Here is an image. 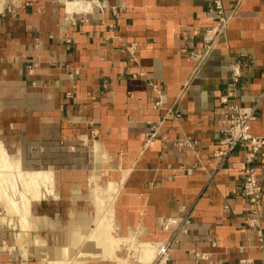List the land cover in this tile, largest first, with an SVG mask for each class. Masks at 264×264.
<instances>
[{
	"label": "crops",
	"instance_id": "obj_1",
	"mask_svg": "<svg viewBox=\"0 0 264 264\" xmlns=\"http://www.w3.org/2000/svg\"><path fill=\"white\" fill-rule=\"evenodd\" d=\"M213 1L0 0V130L19 164L25 145H40L30 163L48 167L53 198L29 206L38 221L25 238L0 221V264H41L63 232L100 215L136 245L171 235L162 218L188 219L151 264H264V150L252 163L255 207L241 191L242 148L222 142L233 103L264 135V0H221L236 12L198 63Z\"/></svg>",
	"mask_w": 264,
	"mask_h": 264
},
{
	"label": "bare ground",
	"instance_id": "obj_2",
	"mask_svg": "<svg viewBox=\"0 0 264 264\" xmlns=\"http://www.w3.org/2000/svg\"><path fill=\"white\" fill-rule=\"evenodd\" d=\"M5 154H7L6 150L0 145V203L5 206V211L8 212V215L10 216L9 218H12L10 219L13 221L12 223L17 225L16 227L22 231H20L21 233H24V230L28 231V227L29 229H33L38 221V219L29 215V200L31 197H41L43 195V192L46 191L44 188L47 189V186L49 187L52 183L51 175L48 171L26 170L20 167L21 165H19L18 160H11V158H8ZM33 184H35V187L32 188L31 186ZM109 191L110 190L107 192ZM106 211L104 213H106ZM104 218H101L103 220L98 224V226L96 225L97 223H95L96 227L86 229L77 228L63 232L61 245L58 247L59 257H53L54 248H51L49 249V257L42 260L41 264H71L70 262L79 259L76 257L78 250H80L79 253H81L80 260H98L105 258L113 259V256L111 257V255L115 253V249H112L111 246H115V241L117 242V239H115V241L106 240L111 238L109 236V227H106V217ZM4 220L5 219L3 218L1 222H6ZM97 221H99V218ZM27 231L25 234L28 233ZM122 244L124 245V243ZM155 248L156 244L139 245L137 249L140 257L136 260H138L140 264H150L155 255ZM74 249H77L76 253L74 252ZM121 262H125V260ZM123 264L128 263L125 262Z\"/></svg>",
	"mask_w": 264,
	"mask_h": 264
},
{
	"label": "built area",
	"instance_id": "obj_3",
	"mask_svg": "<svg viewBox=\"0 0 264 264\" xmlns=\"http://www.w3.org/2000/svg\"><path fill=\"white\" fill-rule=\"evenodd\" d=\"M236 8L228 14L221 4V0L213 1V10L217 14L216 23L210 29L205 32L203 37L205 43V52L201 55H194L198 63H200L208 54V52L214 47L215 42L224 35L227 25L232 17V13L236 12ZM230 74L233 81H237L240 76L241 69L238 63H232L230 67ZM227 96L220 97L222 102H227ZM157 101L155 105H159ZM229 110V124L226 128L227 136L222 141L227 146V151L233 150L235 147L242 148L244 152V165L241 168L243 180H242V194L244 197L255 207L259 205L261 190L257 181L256 174L253 168L254 156L264 150V135H254L250 132L251 122L255 119L252 109L240 107L236 103L228 106ZM154 128V127H153ZM152 128V129H153ZM154 132L151 131L150 135ZM227 151H216L217 156H223ZM189 220L184 216H168L161 220V226L165 230H169L171 235L161 241H156L155 255L152 263L160 262L164 259L171 249L173 244L172 236L176 232L185 231L183 226L188 223ZM251 226L256 225L252 220Z\"/></svg>",
	"mask_w": 264,
	"mask_h": 264
},
{
	"label": "rangeland",
	"instance_id": "obj_4",
	"mask_svg": "<svg viewBox=\"0 0 264 264\" xmlns=\"http://www.w3.org/2000/svg\"><path fill=\"white\" fill-rule=\"evenodd\" d=\"M6 136L7 137H9L10 135H5L4 137L6 138ZM3 137V133H2V131L0 130V139H1V141H2V145L5 147V149H7L6 150V153L7 154H5V156H7L8 158H11V160L12 159H14L15 160V157L14 156H12L11 154H16V153H19V150H21V149H17L16 151L14 150V147H11V143L10 142H8L7 140H5V138ZM40 145H35V147L33 148V147H29L28 145H25V149H22V151H21V156H22V158H23V160H24V164L23 163H21V164H19V165H21L20 167H22V168H24V169H26V170H40V169H46V168H48V167H46L45 165H43L42 163H36V164H31L30 163V161L31 160H33L34 158H36V157H38L39 156V154H42L43 152H41L42 150H40V147H39ZM13 148V149H12ZM34 155H36L35 157H34ZM16 160H18V159H16ZM20 161V160H19ZM18 170V169H17ZM35 184H33L31 187L33 188V187H35L34 186ZM53 185V184H52ZM51 188L53 189V186H51ZM46 191H44L43 192V195L40 197H34V198H30V200H29V206L31 207L32 205H33V203H38V201H40L41 199V201H43L44 199L43 198H45L46 200H49L50 199V201L53 199L52 197H48V194L47 193H49L50 191V187H48L47 186V189L46 188H44ZM54 189L55 190H58L57 189V186H56V183H54ZM37 193V192H36ZM31 195H33V194H31ZM47 197V198H46ZM38 198V199H37ZM53 201V200H52ZM101 202H102V200H101ZM104 203H102V205H103ZM104 207V206H103ZM103 208H101V210H102ZM6 210V208H5V206H3L1 203H0V221L1 220H3V218L5 219L4 221H6V222H4V224H6L8 227H10V228H12V227H14L15 229H16V231H17V228L18 227H16L17 225L16 224H14V223H12L13 221L12 220H10V219H12V218H9L10 216L8 215V212H6L5 211ZM104 210V209H103ZM8 211V210H7ZM6 216V217H5ZM100 216H102V217H106V216H104V215H100ZM8 220V221H7ZM12 225V226H11ZM6 227V226H5ZM19 229V228H18ZM28 229V228H27ZM20 230V229H19ZM21 231V230H20ZM27 230H24V233H21V239L22 238H25L24 237V235L23 234H25V232H26ZM22 232V231H21ZM28 232V231H27ZM43 232H45V231H43ZM51 232V238L52 239H45V241L44 242H46L47 241V243L50 245V246H56V241L53 239V237H54V234H55V232L54 231H50ZM46 233V236H48V232H45ZM42 234V233H41ZM41 234H37V233H35L34 235V240H35V244L36 245H38V247L39 246H42V244L41 245H39V244H37L38 242H37V240L38 241H40L39 239H35L36 237H42V236H44V235H41ZM111 235V236H110ZM109 236H110V238L111 239H106V240H109V241H115V239H117V242L115 241V246H111L112 247V249L114 248L115 249V253H116V255H115V253H113V255H111V257L113 258V259H115L116 261H117V263L118 264H123V263H125V262H127L128 264H140L139 263V261L138 260H136L137 258H139L140 257V254H138V247H139V244L138 245H136L135 243L133 244V242H131L132 244H130L129 242L130 241H128V240H119V235L117 234V232L115 231H113L112 229H110L109 230ZM113 239V240H112ZM127 242V243H125V242ZM41 242V241H40ZM112 243V242H111ZM120 243V244H119ZM122 243H124V245L122 244ZM130 245H129V244ZM127 246H126V245ZM133 246V247H132ZM131 247V248H130ZM50 248H57L58 249V247L56 246V247H50ZM21 249H23L22 247H21ZM135 249V250H134ZM76 250L77 249H74V252L76 253ZM79 251L80 250H78V253H76V257H78L79 259H80V255H81V253H79ZM49 252V249H47V253ZM133 252V253H132ZM135 253V254H134ZM134 254V255H133ZM56 255H58V254H56ZM117 258V259H116ZM120 258V259H119ZM124 258V259H123ZM106 260L107 259H111V258H105ZM123 260H125V262H121V261H123ZM151 260H152V258H151ZM104 262H106V261H104ZM120 262V263H119ZM71 264H80L79 262H75V261H72V262H70ZM107 263V262H106ZM152 263V261L150 262V264Z\"/></svg>",
	"mask_w": 264,
	"mask_h": 264
}]
</instances>
